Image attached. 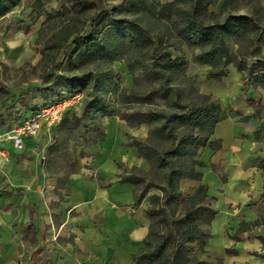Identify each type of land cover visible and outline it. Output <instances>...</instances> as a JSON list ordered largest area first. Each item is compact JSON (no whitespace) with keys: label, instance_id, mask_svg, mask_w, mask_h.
Here are the masks:
<instances>
[{"label":"crops","instance_id":"0c3cea01","mask_svg":"<svg viewBox=\"0 0 264 264\" xmlns=\"http://www.w3.org/2000/svg\"><path fill=\"white\" fill-rule=\"evenodd\" d=\"M1 23L0 61L22 65L36 35L33 30L8 28L11 19L4 30ZM7 50L13 52V59ZM251 58L264 60V45ZM205 68L198 71L207 76L211 67ZM227 73L221 82L207 78L201 85L229 116L211 137L221 148L200 151L197 160L203 166L196 170L202 180L182 179L180 190L188 199L201 185L208 189L205 204L217 214L208 227L207 252L219 257L221 264H264V87L253 76L244 81L246 73L234 64ZM54 132L43 129L36 138L25 137L21 153L9 141L0 144V264L35 259L42 246L46 247L42 257L60 256V264H136L134 258L149 236L150 205L148 198L135 205V187L124 176L134 168L150 171V163L129 140L130 136L146 138L148 128L134 129L118 116L104 119L103 138L95 140L81 161L83 167L70 175L61 198L45 165ZM53 202H58V219L52 213ZM53 226L68 231L70 240L51 251L54 243L45 230L51 232Z\"/></svg>","mask_w":264,"mask_h":264},{"label":"rangeland","instance_id":"374dc122","mask_svg":"<svg viewBox=\"0 0 264 264\" xmlns=\"http://www.w3.org/2000/svg\"><path fill=\"white\" fill-rule=\"evenodd\" d=\"M174 1L178 2V7L188 9L194 3L193 0ZM199 1L204 8L208 6V20L215 16L218 19L221 16L222 19L229 14L247 23L251 32L249 36L245 35L240 40L235 38L229 43L232 59L239 49L241 52L253 49L252 55L257 53L264 42V0H227L229 5L224 10V0ZM160 3L161 0H22L20 5L0 18L3 30L7 28V20L11 19L12 24L8 28L22 29L25 32L33 30L36 35L22 65L9 66L0 61V87L3 89L0 92V129L9 130L18 124L20 119L31 112L32 104L39 107L43 105V101L56 99V95L66 91L62 89L66 79L84 77L89 82L88 88L84 90L83 107L77 113H69L61 128L53 134L47 149L45 165L60 198L66 192L70 175L83 167L81 161L90 154L95 140L103 138L102 121L111 117V111H116L120 117L132 112L128 105L123 104L120 92L110 93L108 89L118 85L120 89L130 90L135 80H138L148 93L152 84L148 82L142 69L152 64L154 52L168 51L174 57L178 55L190 62L187 69L178 68L170 74L171 83L180 90L185 101L199 103L197 90L207 80V76L198 70L207 69V65L192 60L199 51L176 38L171 31L168 10L161 8ZM112 19L140 25L151 38L148 49L137 50L130 37L123 34L117 38L111 37L108 25ZM90 31L99 34L104 42L122 40L125 46L117 53H105L103 57L100 55L94 61L88 59L85 65L77 67L81 64L83 55L91 57L93 53L88 52L83 43H79L82 49L74 52L73 42H80L79 37ZM60 45H64V48L60 49ZM96 48L98 52L103 50L102 47ZM7 56L14 58L13 52L8 50ZM115 58L117 61L113 62ZM71 64L77 68L70 67ZM52 73L59 75L57 85L60 88H54V83L50 82L49 75ZM200 91L207 94L202 89ZM85 100L86 103L95 100L98 102L86 116L83 115ZM149 131L148 129V133ZM51 208L54 219H58V202H53ZM208 227L202 225V229L207 232ZM45 235L51 237L54 243L52 249H49L51 251L59 249L58 243L65 244L66 240H70L68 231H58L54 226L51 232L46 229ZM34 246H38L37 242ZM44 250L46 247L42 246L35 259L25 260L22 264H60V256L52 259L42 257ZM197 257L207 264H221L219 257L200 246Z\"/></svg>","mask_w":264,"mask_h":264},{"label":"trees","instance_id":"16d2710c","mask_svg":"<svg viewBox=\"0 0 264 264\" xmlns=\"http://www.w3.org/2000/svg\"><path fill=\"white\" fill-rule=\"evenodd\" d=\"M224 1L223 10L228 4L227 0ZM21 2L22 0H0V18ZM193 2L189 9L178 7V2L174 0L170 4L160 3L159 6L168 10L167 17L176 38L199 51L192 60L211 67L207 72V78L221 82L228 75V66L234 64L240 71L246 73L244 81L253 76L255 81L264 87V60L252 61L251 57L257 54L252 55L253 49L244 52L239 49L233 59L230 57L229 43L235 38L240 40L251 33L247 23L229 14L222 19L221 16L219 19L215 16L208 20V6L204 8L199 0ZM108 27L111 37L117 38L123 34L130 37L137 50L148 49L151 38L140 25L112 19ZM79 39L80 42H73L74 52L81 50L79 43H83L93 56L83 55L81 64L77 67L85 65L88 59L94 61L100 55L103 57L105 53H117L125 46L122 40L104 42L99 34L91 31ZM262 43L264 45V42ZM96 47H102L103 50L98 52ZM59 48H64V45H60ZM260 48L261 46L256 52ZM112 61L116 62L117 59ZM151 61L149 67L142 69L148 82L152 84L148 93L143 90L144 86L138 80H135L130 90L120 89L118 85L108 89L110 93L120 92L123 104L128 105V109L132 111L131 114L121 117L116 111H111V116L128 120L134 129L146 126L150 130L147 138L129 137L132 146L138 148L140 156L150 163V171L134 168L126 171L128 175L124 176V179L135 187L137 206L155 191L149 197L150 207L147 210V216L151 220L149 236L139 254L135 256L134 262L207 264L196 258V253L199 246L207 251L206 246L211 234L204 231L202 225L209 226L217 212L205 204L208 197V189L205 186L201 185L195 196L185 199L180 190V183L186 178L202 180L203 175L196 168L203 164L197 160V156L203 149L221 148L219 143L211 142V137L215 127L229 116L213 94L208 92L203 94L199 88L197 90L199 103L188 102L180 90L172 85L170 74L178 68L187 69L190 62L178 55L174 57L168 51L154 52ZM70 67L77 68L74 64ZM49 78L50 82L54 83V88H60L57 85L59 75L52 73ZM88 83L84 77L66 79L62 87L66 91L55 97L62 99L66 93L77 91L85 95L84 90L88 88ZM0 92H3L1 87ZM97 105L96 100L87 103L85 100L83 115H88ZM35 109L36 107L31 111ZM261 166L264 169V164Z\"/></svg>","mask_w":264,"mask_h":264},{"label":"built area","instance_id":"2783aa9c","mask_svg":"<svg viewBox=\"0 0 264 264\" xmlns=\"http://www.w3.org/2000/svg\"><path fill=\"white\" fill-rule=\"evenodd\" d=\"M84 93H66L62 99L51 100L37 108L31 116L23 118L13 128L0 131V144L11 142L15 151L25 149V137L36 138L43 129L49 133L61 127L65 115L77 113L83 106ZM2 152V151H0Z\"/></svg>","mask_w":264,"mask_h":264}]
</instances>
